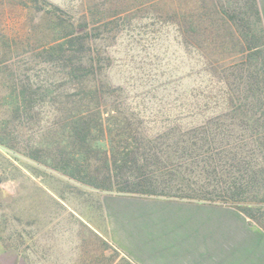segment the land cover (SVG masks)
<instances>
[{
	"label": "trees",
	"instance_id": "obj_1",
	"mask_svg": "<svg viewBox=\"0 0 264 264\" xmlns=\"http://www.w3.org/2000/svg\"><path fill=\"white\" fill-rule=\"evenodd\" d=\"M113 1L92 0L80 14L48 0L21 1L30 20L47 22L51 38L32 43L0 29V88L7 92L0 108L8 107L0 144L22 147L100 190L230 205L264 231V26L257 0H197L188 15L170 14L179 27L186 24L196 53L205 40L199 26L208 24L222 109L200 105L193 87L175 103L149 109L112 84L111 56L94 47L96 39L109 35L122 13L165 0H131L111 11ZM233 34L237 61L232 44L223 47ZM223 54L227 61L220 63ZM37 133L41 138L33 139Z\"/></svg>",
	"mask_w": 264,
	"mask_h": 264
},
{
	"label": "rangeland",
	"instance_id": "obj_2",
	"mask_svg": "<svg viewBox=\"0 0 264 264\" xmlns=\"http://www.w3.org/2000/svg\"><path fill=\"white\" fill-rule=\"evenodd\" d=\"M2 1L0 29L32 43L49 41L47 22L37 17L30 20L32 13L22 0ZM48 1L80 14L92 0ZM196 2L165 0L158 8H133L120 13L109 35L96 39L94 47L111 56L107 67L110 82L125 87L135 105L149 109L168 105L192 87L199 92L200 105L216 109L226 105L223 85L216 81L210 66L216 56L208 45L209 32L204 30L208 24L199 26L205 40L196 53L188 45L193 37L186 24L179 27L170 17L174 10L186 15L195 11ZM130 4L131 0H114L108 8L117 11ZM223 41L225 49L232 44V57L240 60L235 53L236 36L233 34L232 43L228 38ZM221 57L220 63H224L226 56ZM190 71L196 73L187 76ZM5 91L0 88V94ZM7 110L6 106L0 108V116ZM51 116L49 113V120ZM40 138L41 133L33 136ZM110 192L68 178L28 156L22 147L0 144V243L27 264H133L104 239L101 201L103 194Z\"/></svg>",
	"mask_w": 264,
	"mask_h": 264
},
{
	"label": "crops",
	"instance_id": "obj_3",
	"mask_svg": "<svg viewBox=\"0 0 264 264\" xmlns=\"http://www.w3.org/2000/svg\"><path fill=\"white\" fill-rule=\"evenodd\" d=\"M101 208L104 239L133 264H264V231L230 205L110 192ZM0 264L27 263L0 243Z\"/></svg>",
	"mask_w": 264,
	"mask_h": 264
}]
</instances>
